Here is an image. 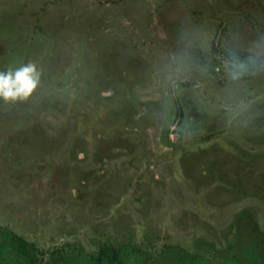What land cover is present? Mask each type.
I'll return each mask as SVG.
<instances>
[{
    "label": "rangeland",
    "instance_id": "obj_1",
    "mask_svg": "<svg viewBox=\"0 0 264 264\" xmlns=\"http://www.w3.org/2000/svg\"><path fill=\"white\" fill-rule=\"evenodd\" d=\"M257 44L264 0H0V72L40 73L0 98L3 260L264 264Z\"/></svg>",
    "mask_w": 264,
    "mask_h": 264
},
{
    "label": "clouds",
    "instance_id": "obj_2",
    "mask_svg": "<svg viewBox=\"0 0 264 264\" xmlns=\"http://www.w3.org/2000/svg\"><path fill=\"white\" fill-rule=\"evenodd\" d=\"M264 57V44H257L246 60H241L238 52L230 53L226 61V69L231 79L237 80L250 71L264 70V60L257 63L258 58ZM40 73L34 64H26L16 70L0 72V98L7 103L17 99H27L36 89Z\"/></svg>",
    "mask_w": 264,
    "mask_h": 264
},
{
    "label": "trees",
    "instance_id": "obj_3",
    "mask_svg": "<svg viewBox=\"0 0 264 264\" xmlns=\"http://www.w3.org/2000/svg\"><path fill=\"white\" fill-rule=\"evenodd\" d=\"M19 23H20V25L22 26V24H21V22L19 21V20H17ZM8 237H5L4 239L5 240H8L7 239ZM0 245H2V244H0ZM255 245L256 244H253V250L252 251H254V253L256 252V250H254L255 249ZM260 247V246H259ZM16 251H17V255L19 256V257H22V258H24L26 261L28 260V263L31 261V263L33 262V260H34V257L30 254V249H28L27 247H25L23 244H18L17 245V247H16V249H15ZM131 251V250H130ZM130 251H124L122 254H121V252H119L118 250H115V249H108V248H100L99 250H98V252L95 254V255H91V257L89 256V260H90V262H91V264H98V263H100L99 261L102 259V258H106V261L107 262H111L112 260H114V261H116V262H118V264H122L123 263V261H121L120 260V258H119V256L121 255V256H123V257H129V255H130ZM57 252V250L56 251H54V252H52V253H56ZM58 253V252H57ZM0 255H1V253H0ZM197 257V256H196ZM263 257V256H262ZM198 261V262H197ZM197 261H195V260H192V258H188L187 260H185V261H178V260H174V261H172L170 264H187V262L188 263H190V264H207V263H205L204 262V260L203 259H200V260H197ZM253 261H254V259H253ZM251 261V263H249V264H256V261ZM262 263H263V260H262ZM2 264V263H1ZM169 264V263H168ZM246 264H248V263H246Z\"/></svg>",
    "mask_w": 264,
    "mask_h": 264
},
{
    "label": "flooded vegetation",
    "instance_id": "obj_4",
    "mask_svg": "<svg viewBox=\"0 0 264 264\" xmlns=\"http://www.w3.org/2000/svg\"><path fill=\"white\" fill-rule=\"evenodd\" d=\"M241 227H240V225H239V229H240ZM241 230H242V228H241ZM257 243H259L258 241H256ZM255 244V243H254ZM260 244V243H259ZM262 244H264V241L262 242ZM262 244H260L259 246H261ZM17 245L18 244H16V247H17ZM252 246H253V243H252ZM16 249V248H15ZM16 254H17V251H16ZM34 257V256H33ZM103 259H106V258H102L99 262H101L102 263V260ZM124 259H126V257L124 258ZM124 259L123 258H120V260L121 261H123L124 262ZM38 260L39 259H37V257H34V260H33V262L31 263V261L28 263V260L26 261L24 258H22V257H19L18 255H17V257H15L11 262L12 263H14V264H20V262L21 261H23V262H26L27 264H36L37 262H38ZM37 261V262H36ZM195 261H197V259H195ZM90 262V261H89ZM88 262V264H91V263H89ZM111 262H116V261H114V260H112ZM198 262V261H197ZM8 264V263H6V261L5 260H3V258H2V256L0 255V264ZM109 263V262H108ZM118 263V262H117ZM55 264H58V263H55ZM68 264H78V263H74V262H70V263H68ZM80 264V263H79ZM98 264H100V263H98Z\"/></svg>",
    "mask_w": 264,
    "mask_h": 264
}]
</instances>
